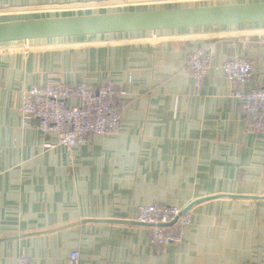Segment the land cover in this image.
I'll list each match as a JSON object with an SVG mask.
<instances>
[{"label": "crops", "instance_id": "1", "mask_svg": "<svg viewBox=\"0 0 264 264\" xmlns=\"http://www.w3.org/2000/svg\"><path fill=\"white\" fill-rule=\"evenodd\" d=\"M264 0H0V23ZM204 49L199 88L184 70ZM244 58L264 86V23L0 44V264H264V133L244 128L222 65ZM126 91L121 127L68 155L23 123L24 93L46 83ZM49 141H53L50 138ZM188 209L178 243L150 245L141 206Z\"/></svg>", "mask_w": 264, "mask_h": 264}, {"label": "built area", "instance_id": "2", "mask_svg": "<svg viewBox=\"0 0 264 264\" xmlns=\"http://www.w3.org/2000/svg\"><path fill=\"white\" fill-rule=\"evenodd\" d=\"M88 1L98 6L111 0ZM211 65L212 56L204 49H197L187 56L184 70L195 88L202 85ZM222 71L230 96L241 103L245 130L264 133V86L246 92L240 88L252 76L251 64L244 58H232L223 63ZM46 78L49 79V76ZM126 96V91L108 78L98 87L49 79L24 93L19 113L24 124L30 121L37 124V130L45 139L42 144L44 149L60 145L71 155L90 136H113L118 133L127 107ZM50 138L53 141H49ZM190 217L188 209L154 203L139 207L134 221L149 228L151 246L163 248L181 240L190 224ZM16 264H30V259L19 256ZM68 264H81L77 250L69 253Z\"/></svg>", "mask_w": 264, "mask_h": 264}, {"label": "water", "instance_id": "3", "mask_svg": "<svg viewBox=\"0 0 264 264\" xmlns=\"http://www.w3.org/2000/svg\"><path fill=\"white\" fill-rule=\"evenodd\" d=\"M264 23V2L0 23V44L36 39Z\"/></svg>", "mask_w": 264, "mask_h": 264}, {"label": "bare ground", "instance_id": "4", "mask_svg": "<svg viewBox=\"0 0 264 264\" xmlns=\"http://www.w3.org/2000/svg\"><path fill=\"white\" fill-rule=\"evenodd\" d=\"M19 42V41H18Z\"/></svg>", "mask_w": 264, "mask_h": 264}]
</instances>
